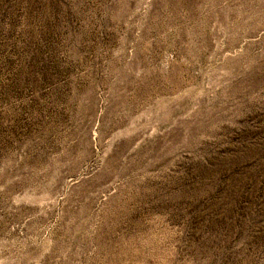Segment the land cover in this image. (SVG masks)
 Here are the masks:
<instances>
[{
    "label": "rangeland",
    "instance_id": "374dc122",
    "mask_svg": "<svg viewBox=\"0 0 264 264\" xmlns=\"http://www.w3.org/2000/svg\"><path fill=\"white\" fill-rule=\"evenodd\" d=\"M0 264H264V0H0Z\"/></svg>",
    "mask_w": 264,
    "mask_h": 264
}]
</instances>
